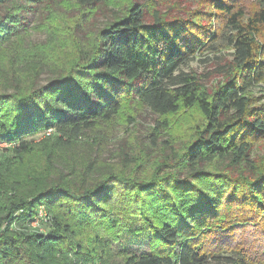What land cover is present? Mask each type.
Instances as JSON below:
<instances>
[{"label": "trees", "instance_id": "1", "mask_svg": "<svg viewBox=\"0 0 264 264\" xmlns=\"http://www.w3.org/2000/svg\"><path fill=\"white\" fill-rule=\"evenodd\" d=\"M76 1L91 7L110 0ZM209 3L219 23L213 29L197 19L168 20L157 14L147 22L142 7L132 3L124 17L98 31L89 53L65 63L44 83L35 80L24 86L19 79L0 91V142L9 145L0 153L4 172L11 160L29 151L28 138L46 132L76 137L81 130L111 121L120 99L130 94L156 115L181 108L198 112L201 123L174 166L148 181H166L157 189L155 220L149 226L156 251L121 253L124 264H258L264 259V158L257 162L253 157L254 148L264 141V0ZM16 6L30 4L0 0V8L6 9L0 17V48L22 29L25 14L12 12ZM220 42L230 48L232 59L220 66L223 80L207 92L181 66ZM58 142L63 144V139ZM147 185L128 182L124 187L140 210L149 201L139 197L138 189ZM111 191L106 179L76 189L63 183L27 201L17 194L8 197L0 174V264L86 263L82 248L72 242L69 222L62 219L75 214L78 227H88L91 218L104 222L108 212L95 208L111 201ZM39 206L51 215V230L8 229L17 221L33 220ZM105 222L116 224L109 218ZM70 256L75 260H68Z\"/></svg>", "mask_w": 264, "mask_h": 264}, {"label": "rangeland", "instance_id": "2", "mask_svg": "<svg viewBox=\"0 0 264 264\" xmlns=\"http://www.w3.org/2000/svg\"><path fill=\"white\" fill-rule=\"evenodd\" d=\"M26 1L29 7L12 9L14 13L25 14L22 29L15 32L16 37L6 39L0 48V91L4 86L17 84L19 79L24 86L35 80L38 85L44 83L62 65L89 53L96 44L98 31L124 17L132 3L142 7L143 19L147 22L157 14L165 15L168 20L173 17L197 19L201 26L212 29L219 25L209 0H110L91 7H80L76 0ZM5 13L6 9L0 8V17ZM206 13L213 17L204 18ZM231 53L230 48L220 42L213 50L205 48L195 53L181 66V71L196 77L203 90L211 91L223 80L220 66L232 59ZM261 88L262 85L254 88V95H258ZM119 105L111 121H101L93 129L81 130L76 137L46 132L28 138L29 151L11 160L7 172L0 171L7 196L17 194L27 201L46 187L64 183L73 189L85 188L106 179L112 189L111 201L100 202L95 208L108 212L104 222L91 218L88 227L84 223L78 227L79 218L75 214L67 218L71 213L63 212L66 216L62 220L69 222L73 232V244H79L88 259L78 264H124L121 253L156 251L157 242L150 228L153 223L151 226L150 223L155 220L157 189L166 181L157 179L153 184L148 181L154 175L169 172L170 165L174 166L173 162L201 123L194 108H181L176 113L160 116L133 94L122 97ZM60 137L63 144L58 142ZM4 149L6 143L0 142V153ZM253 157L257 162L264 158V141L254 148ZM128 182L148 184L138 189L139 197L149 201L143 210L132 202L131 191H125ZM2 201L0 199V204ZM34 210L30 222L20 220L16 225L6 226L17 232L43 234L51 230V215L47 209L39 206ZM108 218L114 220V227L107 225ZM68 260L75 259L70 256ZM258 264H264V259Z\"/></svg>", "mask_w": 264, "mask_h": 264}, {"label": "built area", "instance_id": "3", "mask_svg": "<svg viewBox=\"0 0 264 264\" xmlns=\"http://www.w3.org/2000/svg\"><path fill=\"white\" fill-rule=\"evenodd\" d=\"M8 147H9V145L6 144V148H8ZM42 221H43V220H42Z\"/></svg>", "mask_w": 264, "mask_h": 264}]
</instances>
